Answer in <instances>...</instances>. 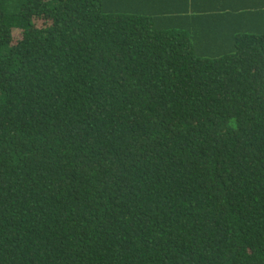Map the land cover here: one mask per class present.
<instances>
[{"label":"trees","instance_id":"trees-1","mask_svg":"<svg viewBox=\"0 0 264 264\" xmlns=\"http://www.w3.org/2000/svg\"><path fill=\"white\" fill-rule=\"evenodd\" d=\"M215 4L0 0V264H264V0Z\"/></svg>","mask_w":264,"mask_h":264},{"label":"crops","instance_id":"crops-1","mask_svg":"<svg viewBox=\"0 0 264 264\" xmlns=\"http://www.w3.org/2000/svg\"><path fill=\"white\" fill-rule=\"evenodd\" d=\"M225 1L226 0H174V3H175V6L177 7V9L184 8L189 3H197V6H200V5H204L206 3H209V2H215L216 3L215 7L218 8ZM181 17L183 19V21H182L183 23H191L192 24L194 22L193 20H191V18H192L191 15L181 16Z\"/></svg>","mask_w":264,"mask_h":264}]
</instances>
